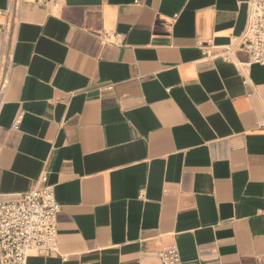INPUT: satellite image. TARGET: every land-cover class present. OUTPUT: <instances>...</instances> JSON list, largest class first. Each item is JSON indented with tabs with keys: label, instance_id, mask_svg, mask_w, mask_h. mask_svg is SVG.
Returning <instances> with one entry per match:
<instances>
[{
	"label": "crops",
	"instance_id": "obj_1",
	"mask_svg": "<svg viewBox=\"0 0 264 264\" xmlns=\"http://www.w3.org/2000/svg\"><path fill=\"white\" fill-rule=\"evenodd\" d=\"M251 1L0 0V201L44 173L61 205L27 264H264Z\"/></svg>",
	"mask_w": 264,
	"mask_h": 264
},
{
	"label": "built area",
	"instance_id": "obj_2",
	"mask_svg": "<svg viewBox=\"0 0 264 264\" xmlns=\"http://www.w3.org/2000/svg\"><path fill=\"white\" fill-rule=\"evenodd\" d=\"M237 40L248 51L251 63L264 65V0L250 2L245 30ZM201 47L208 56V46ZM232 53L233 44L224 48L219 56L231 59ZM20 119L18 116L14 126ZM60 210L54 186L48 183L44 173L19 199L0 201V264H27L31 252L55 253L56 218ZM159 256L161 264H178L180 261L174 245L166 246Z\"/></svg>",
	"mask_w": 264,
	"mask_h": 264
}]
</instances>
